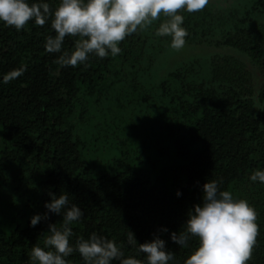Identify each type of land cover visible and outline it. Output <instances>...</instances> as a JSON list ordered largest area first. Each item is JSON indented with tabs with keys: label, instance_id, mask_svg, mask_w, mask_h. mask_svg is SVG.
<instances>
[{
	"label": "trees",
	"instance_id": "1",
	"mask_svg": "<svg viewBox=\"0 0 264 264\" xmlns=\"http://www.w3.org/2000/svg\"><path fill=\"white\" fill-rule=\"evenodd\" d=\"M45 2L54 10L60 0ZM178 11L196 55L159 79L158 58L171 43L154 34L163 16L126 36L117 56L90 54L76 67H60L61 53L45 51L51 18L20 31L0 22V78L26 66L0 83V264H30L49 223L62 224L49 213L30 226L32 215L48 211L50 192H66L83 211L71 226L73 246L96 233L127 256L131 230L138 243L160 236L183 264L198 241L182 248L170 233L184 229L207 180L255 210L247 264H264V183L249 179L264 169V0ZM77 39L66 36L62 51ZM67 260L84 264L75 251Z\"/></svg>",
	"mask_w": 264,
	"mask_h": 264
},
{
	"label": "clouds",
	"instance_id": "2",
	"mask_svg": "<svg viewBox=\"0 0 264 264\" xmlns=\"http://www.w3.org/2000/svg\"><path fill=\"white\" fill-rule=\"evenodd\" d=\"M209 0H60L52 10L45 0H0V22L20 31L30 20L43 26L51 18L55 35L45 40V51L61 53L56 60L60 67H76L85 64L90 54L99 58L117 56L118 46L126 36L144 29L161 16L165 17L155 29L156 36L171 37L170 47L180 50L188 35L184 17L178 10L189 13L205 8ZM78 37L72 51H62L65 37ZM26 66L13 69L0 78V83L20 77ZM249 179L264 183V169H256ZM181 195L177 190V196ZM51 197L44 207V214L30 218L35 226L49 213L62 217L57 227L49 223L48 235L43 247L33 245L29 252L30 264H69L67 257L78 252L84 264H175L172 251L166 241L156 235L153 239L138 243L134 233H127V244L134 254L125 256L123 246L114 240L92 233L80 237L75 246L70 243L72 225L83 216L82 209L70 203L66 192L49 193ZM162 231H168L163 228ZM258 232L256 212L246 200L236 199L228 190H221L216 180L202 185V201L187 214L182 231L170 233L173 243L182 248L195 238L197 247L184 259L183 264H247ZM143 254L144 259L138 257Z\"/></svg>",
	"mask_w": 264,
	"mask_h": 264
},
{
	"label": "rangeland",
	"instance_id": "3",
	"mask_svg": "<svg viewBox=\"0 0 264 264\" xmlns=\"http://www.w3.org/2000/svg\"><path fill=\"white\" fill-rule=\"evenodd\" d=\"M199 54V51L197 52ZM196 55L189 46L186 44L180 50H176L170 47V44L163 51V55L158 58V67L155 69V79H159L165 75V73L178 65L183 60L189 59ZM203 56V55H202ZM206 56H203L205 58Z\"/></svg>",
	"mask_w": 264,
	"mask_h": 264
}]
</instances>
